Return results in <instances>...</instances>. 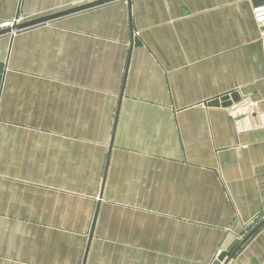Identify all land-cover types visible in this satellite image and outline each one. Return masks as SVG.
<instances>
[{
    "label": "crops",
    "instance_id": "1",
    "mask_svg": "<svg viewBox=\"0 0 264 264\" xmlns=\"http://www.w3.org/2000/svg\"><path fill=\"white\" fill-rule=\"evenodd\" d=\"M93 1L0 0V29ZM253 9L112 0L0 35V264H212L264 219ZM228 264H264V224Z\"/></svg>",
    "mask_w": 264,
    "mask_h": 264
},
{
    "label": "water",
    "instance_id": "2",
    "mask_svg": "<svg viewBox=\"0 0 264 264\" xmlns=\"http://www.w3.org/2000/svg\"><path fill=\"white\" fill-rule=\"evenodd\" d=\"M112 0H96L90 3H86L83 5H79L76 7H72L63 11H59L57 13H53L50 15H45L42 17H38V18H34L31 20H27V21H23V22H19V19H17L16 21H14L13 25L11 26H4L0 29V35L3 34H7V33H12V32H17L19 30L31 27V26H36L39 25L41 23L50 21L52 19H55L57 17L63 16V15H67V14H72L75 12H78L80 10H84L93 6H97L106 2H109ZM129 2V6L131 4V0H128ZM259 4H264V0H254V6L255 5H259ZM5 68H6V63L2 60H0V90H1V84H2V79H3V75L5 72ZM236 99V98H235ZM238 101V100H236ZM232 101H230L228 103V105H231ZM256 219L254 222H258V224L256 226H254V222L249 224L246 229L240 234L241 239H237L233 245H231L229 247V249L221 252L218 257L214 260V262L212 264H228L230 262V260L232 259V257L236 254V252L239 250V248L247 241V239L262 225L264 224V219Z\"/></svg>",
    "mask_w": 264,
    "mask_h": 264
},
{
    "label": "built area",
    "instance_id": "3",
    "mask_svg": "<svg viewBox=\"0 0 264 264\" xmlns=\"http://www.w3.org/2000/svg\"><path fill=\"white\" fill-rule=\"evenodd\" d=\"M254 17L259 24L262 34H261V41L264 48V4L255 5L254 9ZM14 21L4 23L2 27L4 26H11L13 25ZM257 111V103L256 101L250 99L249 97H244L240 99L239 101L234 102L229 107V113L235 120H239L242 117H246L249 115H253Z\"/></svg>",
    "mask_w": 264,
    "mask_h": 264
}]
</instances>
